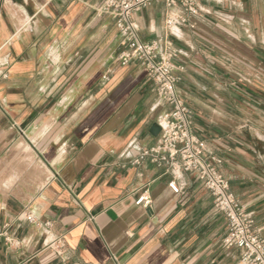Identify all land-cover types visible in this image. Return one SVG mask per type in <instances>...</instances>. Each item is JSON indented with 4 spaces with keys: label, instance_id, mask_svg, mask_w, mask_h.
<instances>
[{
    "label": "crops",
    "instance_id": "crops-1",
    "mask_svg": "<svg viewBox=\"0 0 264 264\" xmlns=\"http://www.w3.org/2000/svg\"><path fill=\"white\" fill-rule=\"evenodd\" d=\"M97 4L0 0V264H238L194 175L131 164L171 108L139 63L116 62L121 37ZM196 6L194 28L172 37V73L264 239V0ZM165 14L161 2L133 13L142 41L163 40Z\"/></svg>",
    "mask_w": 264,
    "mask_h": 264
},
{
    "label": "built area",
    "instance_id": "built-area-1",
    "mask_svg": "<svg viewBox=\"0 0 264 264\" xmlns=\"http://www.w3.org/2000/svg\"><path fill=\"white\" fill-rule=\"evenodd\" d=\"M197 1L97 0L98 4L94 7L97 16L112 19L121 37L120 50L115 55L116 62L120 66L139 63L153 82L160 99L171 108L159 118L160 132L155 145L142 150L131 164L139 165L149 159L157 165H167L172 173L180 171L194 175L212 196L215 211L222 214L226 221L223 246L241 251L238 264H264V239L258 236L252 216L239 205L227 180L218 171L220 162L206 157L202 142L192 133V115L177 90L178 78L172 73V60L178 55L172 37H176L175 33L181 27L194 28L191 19L198 15ZM159 2L166 7L167 34L162 41L147 43L141 40L139 27L132 15ZM175 9L180 12L176 13ZM168 186L175 194L180 192L174 182ZM136 205L149 207V197L141 195ZM26 220L38 224L31 215H27ZM44 226L49 228L51 223L47 222ZM5 240L11 244L6 237Z\"/></svg>",
    "mask_w": 264,
    "mask_h": 264
},
{
    "label": "water",
    "instance_id": "water-1",
    "mask_svg": "<svg viewBox=\"0 0 264 264\" xmlns=\"http://www.w3.org/2000/svg\"><path fill=\"white\" fill-rule=\"evenodd\" d=\"M160 132V128L156 125H154L151 129V134L154 135V136H157Z\"/></svg>",
    "mask_w": 264,
    "mask_h": 264
}]
</instances>
